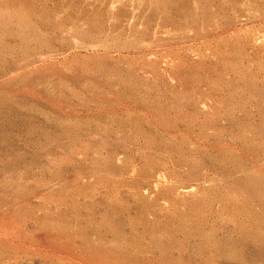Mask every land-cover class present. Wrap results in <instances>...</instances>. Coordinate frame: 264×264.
Here are the masks:
<instances>
[{
    "label": "rangeland",
    "instance_id": "rangeland-1",
    "mask_svg": "<svg viewBox=\"0 0 264 264\" xmlns=\"http://www.w3.org/2000/svg\"><path fill=\"white\" fill-rule=\"evenodd\" d=\"M0 264H264V0H0Z\"/></svg>",
    "mask_w": 264,
    "mask_h": 264
}]
</instances>
